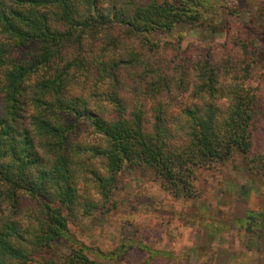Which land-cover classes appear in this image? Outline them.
I'll use <instances>...</instances> for the list:
<instances>
[{"label":"trees","instance_id":"1","mask_svg":"<svg viewBox=\"0 0 264 264\" xmlns=\"http://www.w3.org/2000/svg\"><path fill=\"white\" fill-rule=\"evenodd\" d=\"M227 1L0 0V264L175 259L129 237L104 250L70 223L108 210L125 171L183 199L198 169L236 155L264 171V3ZM184 25L229 37L159 38ZM239 221L251 242L264 232V211Z\"/></svg>","mask_w":264,"mask_h":264},{"label":"rangeland","instance_id":"2","mask_svg":"<svg viewBox=\"0 0 264 264\" xmlns=\"http://www.w3.org/2000/svg\"><path fill=\"white\" fill-rule=\"evenodd\" d=\"M227 2L232 8L241 6L255 11L264 0ZM242 17L249 19L248 12ZM242 20H231L232 34ZM212 35L184 25L159 38L173 44L179 41L186 48L191 44H222L229 37L227 32ZM256 143L255 151L259 153L264 146L263 131ZM253 159L244 163L236 155L228 162L198 169L195 197L191 199L174 197L150 170L125 171L120 175L110 208L83 217L79 223L72 222L70 227L85 243L104 250L116 248L122 237H129L175 257L153 259L149 252L134 248L120 264H264V232L251 242L239 221L250 212L264 211V171L255 166ZM49 257L36 256L26 264H47Z\"/></svg>","mask_w":264,"mask_h":264}]
</instances>
